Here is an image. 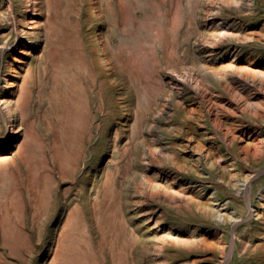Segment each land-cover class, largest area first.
<instances>
[{"label": "rangeland", "instance_id": "374dc122", "mask_svg": "<svg viewBox=\"0 0 264 264\" xmlns=\"http://www.w3.org/2000/svg\"><path fill=\"white\" fill-rule=\"evenodd\" d=\"M34 2L0 0V264H264V0Z\"/></svg>", "mask_w": 264, "mask_h": 264}, {"label": "bare ground", "instance_id": "6f19581e", "mask_svg": "<svg viewBox=\"0 0 264 264\" xmlns=\"http://www.w3.org/2000/svg\"><path fill=\"white\" fill-rule=\"evenodd\" d=\"M48 1L49 0H47V3H48ZM35 2H37V3H39V0H35ZM35 2H34V4H35ZM52 3V2H51ZM52 5V4H51ZM50 5V7H52ZM40 6V5H39ZM47 6V5H46ZM47 7H49V6H47ZM35 8V7H34ZM47 9V8H46ZM49 9V8H48ZM35 10V9H34ZM36 11V10H35ZM42 11V10H41ZM39 11H36V12H34L36 15H39L40 13H38ZM38 27V26H37ZM37 29V28H36ZM39 34V33H38ZM42 40H41V38H40V35H37L36 36V38L35 39H30V37H29V35H23L22 36V38L20 39V45L23 47V52H25L26 51V49H27V45H28V43H30V42H32V43H34V44H37V43H40ZM249 73V72H248ZM247 73V74H248ZM8 78V74L6 75V77H5V79H7ZM5 85V84H4ZM17 99H19L18 97H17ZM15 100V99H14ZM22 101V100H21ZM17 105L19 106V107H21V108H24V102H21V103H19V101L17 102ZM6 116H8V118H9V121H10V125H11V127H13L15 124H16V118H15V114H14V112L11 110V109H9V111H8V114L6 115ZM6 116H5V118H6ZM7 118V119H8ZM18 122V121H17ZM19 131V130H18ZM26 137V136H25ZM27 138V137H26ZM22 139H23V137H22ZM28 139V138H27ZM26 139V140H27ZM29 140V139H28ZM27 140V141H28ZM22 141V140H21ZM21 141H20V144H21ZM25 141V140H24ZM23 142V141H22ZM26 142V141H25ZM24 143V142H23ZM19 144V143H18ZM17 144V145H18ZM23 145V144H22ZM20 146V145H19ZM24 146V145H23ZM18 148V147H17ZM20 150V149H19ZM259 151V150H258ZM198 153V152H197ZM260 153H261V151H260ZM19 156L20 157H22V154H21V152L19 153ZM23 158V157H22ZM201 158V157H200ZM260 159V158H259ZM24 160V159H23ZM259 161V160H258ZM257 162V161H256ZM211 164V163H210ZM252 174V173H251ZM244 176H246V175H244ZM249 176H250V174H249ZM10 177H12V176H10ZM245 178V177H244ZM240 180V179H239ZM245 183H246V186H248L249 185V183L250 182H248V175L246 176V178H245ZM235 184V183H234ZM243 185H245L244 183H243ZM230 201V200H229ZM219 216L220 217H222L223 219H227V217H230V218H235V217H237V218H239L238 216V214H237V211H233V212H230V213H220L219 214ZM240 217H241V215H240ZM222 240V239H221ZM223 242V241H222ZM55 245V244H54ZM221 245V244H220ZM224 245V244H223ZM54 247V246H53ZM221 247V246H220ZM223 247V246H222ZM222 247H221V252L224 250H222ZM225 247V246H224ZM52 250V249H51ZM82 250H79V252H81ZM61 252V251H60ZM83 252H84V250H83ZM75 255H77V253L75 254ZM82 255V254H81ZM65 256V255H64ZM74 256V255H73ZM80 256V255H79ZM58 257V256H57ZM60 257H61V254H60ZM82 257L84 258V256L82 255ZM65 258V257H64ZM73 259V258H72ZM74 259H76V257H74ZM55 260H57L56 258H55ZM59 261V260H58ZM62 262H65V261H62ZM62 262H61V264H62ZM70 262V261H69ZM72 262V261H71ZM74 262V261H73ZM76 262V261H75ZM75 262L73 263V264H75ZM85 262V261H84ZM56 263V262H55ZM77 263H79L78 261H77ZM86 263V262H85ZM57 264V263H56ZM59 264V263H58ZM64 264V263H63ZM80 264V263H79Z\"/></svg>", "mask_w": 264, "mask_h": 264}]
</instances>
